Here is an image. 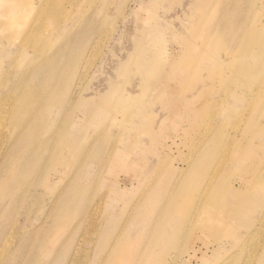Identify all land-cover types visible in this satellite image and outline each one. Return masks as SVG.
I'll list each match as a JSON object with an SVG mask.
<instances>
[{
	"label": "rangeland",
	"instance_id": "obj_1",
	"mask_svg": "<svg viewBox=\"0 0 264 264\" xmlns=\"http://www.w3.org/2000/svg\"><path fill=\"white\" fill-rule=\"evenodd\" d=\"M3 110L0 264L264 250V0H0Z\"/></svg>",
	"mask_w": 264,
	"mask_h": 264
},
{
	"label": "bare ground",
	"instance_id": "obj_2",
	"mask_svg": "<svg viewBox=\"0 0 264 264\" xmlns=\"http://www.w3.org/2000/svg\"><path fill=\"white\" fill-rule=\"evenodd\" d=\"M101 40L102 39L98 38L97 40H95L93 42L92 46L90 47V49H89V51H88V53H87V55H86V57H85V59L83 61L82 67H81V74L79 75L78 80H77V84H76L77 87H79L80 81H81V79H82V77L84 75L83 74L84 70L87 67H89L88 65L91 64L90 63L91 61H93L92 60L93 56H95V54H98L97 52H98V50L100 48ZM89 69H91V67H89ZM87 70H88V68H87ZM5 115H6V111L5 110L0 112V153L5 148V145H6V142H7V134H6V132H3V130H2V128H3L2 125H4L3 122L5 120ZM219 166L221 167L222 163ZM220 167H218V169H215L214 174H212V175L207 174L205 176L203 182H201L200 188L197 190V192H198V199L197 200H198L199 203H201L204 200V197L206 196L208 190L212 186L216 171L219 170ZM178 178H179V175L177 176L175 183L177 182ZM204 208H206L208 213H214V211L212 209H210L208 207H204ZM96 215H97V208H95L91 213L88 214V217H89L88 221H89L90 225H92L93 220L95 219ZM211 216L214 217V218H217L215 214H212ZM262 219L263 220H261L259 222V226L260 227H264V212H263ZM250 229H251V227H250ZM253 231H254V229H253ZM9 233H11V234L9 236H7L3 240V242L0 244V263L3 261V259L6 257V255L9 253L10 248L13 246L14 241L16 239V235L13 234V232H9ZM15 252H16V250H15ZM11 256L6 261V264H13L15 257L14 256L11 257ZM253 260H254V263H255V260H257V264H262L263 263L262 261L264 260V250L260 251L259 249H256V251H252V256L250 258V264H252ZM72 263H74V262L72 261Z\"/></svg>",
	"mask_w": 264,
	"mask_h": 264
}]
</instances>
